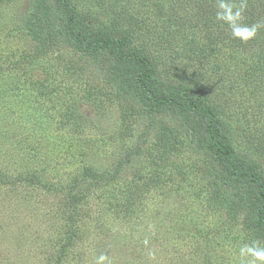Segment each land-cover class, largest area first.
<instances>
[{
	"label": "rangeland",
	"instance_id": "rangeland-1",
	"mask_svg": "<svg viewBox=\"0 0 264 264\" xmlns=\"http://www.w3.org/2000/svg\"><path fill=\"white\" fill-rule=\"evenodd\" d=\"M70 1L95 27L117 20L132 28L135 44L153 51L164 70L194 75L228 110L240 151H264L249 138L264 140V97L251 84L235 86L229 50L209 51L216 68L197 61L194 48L156 41L158 29L186 34L166 22L167 5L157 0ZM33 8V0H0V171L11 179L0 182V264H95L99 255L106 264H264L249 251L264 246L240 219L225 217L203 158L183 136L160 142L152 134L148 155L111 178L143 122L125 119L113 95L94 92L98 68H84L82 79L65 72L76 57L31 22ZM188 32L186 40L201 37ZM262 62L246 58L241 68L249 73ZM88 166L103 177L85 179ZM27 174L35 181L22 180ZM79 183L84 196L75 199Z\"/></svg>",
	"mask_w": 264,
	"mask_h": 264
},
{
	"label": "trees",
	"instance_id": "trees-1",
	"mask_svg": "<svg viewBox=\"0 0 264 264\" xmlns=\"http://www.w3.org/2000/svg\"><path fill=\"white\" fill-rule=\"evenodd\" d=\"M33 2L31 22L35 21L39 30L46 31L49 41L61 39L76 57L70 60L65 72L71 71L74 78L82 79L84 68H98L100 86L90 84L94 92L113 95L119 99L125 119L135 114L143 122L133 146L126 149L111 178H117L124 167L148 155L152 134H157L160 142L172 135L183 136L188 148L203 158L202 174L225 217L234 221L240 219L243 232L264 246V151L258 150L255 154L240 151L230 121L232 117L221 107L222 101L210 98L194 75L175 72V69L164 70L153 51L135 44L132 28H122L117 20L95 27L94 21L70 0ZM159 2L167 5L166 22L186 34L180 37L183 39L165 37L158 29L154 36L156 41L194 48L197 61L207 60L216 68L217 62L206 58L209 51L229 50L236 57L234 66L238 73L234 78L238 82L235 86L251 84L264 97V0H157V4ZM143 3L147 2H138L137 6ZM245 27H255L256 35L248 40L234 36V29ZM186 29L201 37L186 40L190 33ZM254 57L263 62L249 73L242 70L241 63ZM249 138L252 144L264 145L261 136L258 142L250 135ZM84 175L92 182L103 177L90 166ZM23 178L20 179L35 181V175L27 174ZM7 181H11L9 175L0 171V182ZM81 186L83 183H79L77 194L73 195L75 199L84 196ZM63 248L57 251L58 256ZM54 264H61V258Z\"/></svg>",
	"mask_w": 264,
	"mask_h": 264
},
{
	"label": "clouds",
	"instance_id": "clouds-1",
	"mask_svg": "<svg viewBox=\"0 0 264 264\" xmlns=\"http://www.w3.org/2000/svg\"><path fill=\"white\" fill-rule=\"evenodd\" d=\"M241 33H243L244 35L241 36ZM233 34L234 36H238L242 40H248L256 35V28L245 27L242 29H234ZM249 251L252 253V255L255 257L256 260L264 261V250L249 249ZM106 261H107V257L104 255H99L98 257L95 258V264H106Z\"/></svg>",
	"mask_w": 264,
	"mask_h": 264
}]
</instances>
